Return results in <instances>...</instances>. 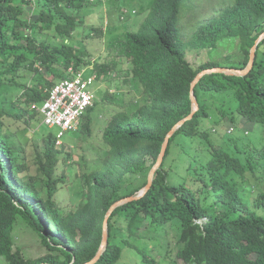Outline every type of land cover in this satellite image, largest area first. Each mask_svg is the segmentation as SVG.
Wrapping results in <instances>:
<instances>
[{
  "label": "trees",
  "instance_id": "1",
  "mask_svg": "<svg viewBox=\"0 0 264 264\" xmlns=\"http://www.w3.org/2000/svg\"><path fill=\"white\" fill-rule=\"evenodd\" d=\"M187 1L154 0L139 31H126L117 44L116 56L124 59L148 100L134 112L123 110L110 120L103 133L108 154L85 177L87 199L65 214L55 205L58 181L54 175L59 162L69 155L61 157L56 137L44 138L45 151L37 161L48 193L42 197L35 179H25L26 166L7 132L6 118L13 111L18 117L35 118L30 106L48 98L46 90L55 80L65 79L69 67L91 66L84 48L76 49L72 40L76 33L77 38L99 31L88 26L87 17L75 14L94 6V1L0 0V258L5 262L92 261L100 250L110 208L146 187L168 133L193 112L190 92L197 75L206 69L248 66L251 50L264 34V0H235L188 43L191 49H211L214 54L221 41L239 39L241 61L231 65L212 60L198 67L187 60L186 43L180 36ZM95 69L99 79L112 72L106 65L96 64ZM195 96L199 110L170 139L151 189L112 213L108 245L95 264H119L131 251L139 255L140 264H159L153 254L158 245L150 241L149 231L166 229L173 220L181 226L176 258L183 264H264V193L258 191L249 200L247 189L251 179L264 180V39L246 76L207 74L196 85ZM88 116L87 112L84 118ZM227 119L236 128L244 121L252 128L238 129V134L216 142L212 126L220 134ZM175 174L177 181L170 182ZM128 175L138 178L125 187ZM18 219L60 255L33 260L15 250Z\"/></svg>",
  "mask_w": 264,
  "mask_h": 264
},
{
  "label": "rangeland",
  "instance_id": "2",
  "mask_svg": "<svg viewBox=\"0 0 264 264\" xmlns=\"http://www.w3.org/2000/svg\"><path fill=\"white\" fill-rule=\"evenodd\" d=\"M92 1H94V6L75 14L87 17L88 26H95L99 31L96 33L85 32L77 36L78 39L76 33L72 42L76 49L84 48L83 52H86V55L92 60L91 66L86 67L87 73L98 74L95 69L96 64L110 66L112 72L97 79V83L92 89L96 96V105L88 111V120L83 117L78 131L65 133L61 143L57 146V150L61 151V157L69 155L67 160L62 159L59 162L54 175L58 181L54 197L55 205L65 214L76 211L79 205L87 199L85 177L99 168L108 154L109 145L104 144L103 133L110 120L123 110L128 113L134 112L139 105H143L148 100L142 85L128 72L129 68L124 64V59L116 56L115 48L126 31H139L154 0ZM234 2L235 0L187 1L182 9L179 28L180 36L186 43L187 60L194 66L198 67L212 60L231 65L241 61L242 57L238 50L239 39H236L237 41L228 39L221 41L217 45V49L212 51L215 52L214 54L210 52L211 49H191L188 46L191 37L207 21L218 16L222 10ZM134 11L135 13L132 14ZM122 12L124 14L121 17ZM102 32L104 35L101 36ZM114 63L120 65L117 67L113 65ZM22 75L31 78L30 73L22 72ZM48 80H52V77H49ZM216 115H218L217 111ZM213 117H215V113H213ZM226 121L227 123L222 127L220 134L215 131L216 126H212L211 133L216 142L221 143L228 136L238 134V129L250 130L252 128L248 121H244L238 128L234 127L228 119ZM6 127L7 132L14 139V144L20 149L21 159L26 166L25 179L28 181L35 179L36 190L42 197L47 198L45 178L39 173L37 161L38 156L43 155L45 151L44 138L47 135L56 137L60 131L59 128L44 125L39 117L32 118L30 114L18 117L14 111L6 118ZM244 132L248 134L247 131ZM221 134L225 136L222 138ZM246 176L248 177L249 174ZM177 177V174L171 176L170 182H176ZM137 178V175L126 176L125 187L132 186ZM247 189H249V200L251 198L254 200L258 191L264 193V180L257 183V178L251 179ZM165 227L166 229L163 228L159 231H155V229L149 231L152 236L150 241L158 245L157 251H154L153 254L159 264H183L180 259L176 258L178 246H181L178 245L180 223L173 220ZM13 238L14 249L21 250L28 259L36 260L49 254L60 255L57 252H52L43 243L42 238L22 219H18L15 224ZM136 242L147 246L139 241H134V244ZM3 259L0 258V264H8ZM139 259L136 252H126L119 264H140Z\"/></svg>",
  "mask_w": 264,
  "mask_h": 264
},
{
  "label": "built area",
  "instance_id": "3",
  "mask_svg": "<svg viewBox=\"0 0 264 264\" xmlns=\"http://www.w3.org/2000/svg\"><path fill=\"white\" fill-rule=\"evenodd\" d=\"M68 74L70 77L57 84L41 106H33L40 111L46 125L59 128V138L67 132L77 131L82 117L95 102L92 89L97 76L85 71L76 72L73 68Z\"/></svg>",
  "mask_w": 264,
  "mask_h": 264
},
{
  "label": "water",
  "instance_id": "4",
  "mask_svg": "<svg viewBox=\"0 0 264 264\" xmlns=\"http://www.w3.org/2000/svg\"><path fill=\"white\" fill-rule=\"evenodd\" d=\"M263 39H264V34L259 38V40L256 42L255 46L252 48L251 54H250V60H249L248 66L245 69L240 70V69H232V68H212V69L203 70L201 73H199L197 75L195 80L192 82L191 92H190V96H191V100H192V104H193V112L188 117H186L185 119L180 121L177 125H175L174 128L168 133V135H167V137H166V139H165V141L163 143V146H162L160 155H159V157L157 159V162L155 163V165L153 166V168L150 171V174L148 176V184L146 185V187H144L139 192L138 195L122 199V200L118 201L117 203H115L110 208V210H109V212H108V214H107V216L105 218V221H104L103 238H102V244H101L100 250H99L98 254L96 255V257L92 261H90V262H88L86 264H95V263H97L98 260L101 258L103 252L105 251V249H106V247L108 245V241H109L108 221H109L112 213L118 207L122 206L123 204H125L127 202H130V201H133V200H138V199L142 198L151 189L155 174L161 168V166L163 164V161H164V158L166 156V152H167V148H168L170 139L174 136L176 131L181 126H183L186 123V121L191 120L193 118L194 114L199 110V103H198V100H197V98L195 96V87L199 83V81L205 75L211 74V73H226V74H229V75L246 76L252 70V68L254 67V63H255V59H256L257 46Z\"/></svg>",
  "mask_w": 264,
  "mask_h": 264
},
{
  "label": "clouds",
  "instance_id": "5",
  "mask_svg": "<svg viewBox=\"0 0 264 264\" xmlns=\"http://www.w3.org/2000/svg\"><path fill=\"white\" fill-rule=\"evenodd\" d=\"M135 12V11H134ZM123 12H122V14H121V17L123 16ZM70 68H73L76 72H78V71H85L86 73H87V71H88V69L87 68H82L81 70H78V69H76L74 66H71V67H69L67 70H66V76H67V78H69L70 77V75L68 74V71H69V69ZM87 74H91V75H93V74H95L96 76H97V79H98V74H96V73H93V72H90V73H87ZM67 78H65V79H61V80H55V85L51 88V89H47L46 90V92L48 93V95L50 94V92L54 89V87H56V85L57 84H59L60 82H62V81H64V80H66ZM48 79H49V77H48ZM53 80V79H52ZM52 80H50V81H52ZM96 83H97V80H96V82H95V84H94V86H93V88L95 87V85H96ZM93 93H94V91H93ZM95 94V93H94ZM49 97V96H48ZM47 99V98H46ZM45 99V100H46ZM44 100V101H45ZM44 101L43 102H41V103H33L31 106H30V109H31V111L35 114V116L36 117H39L40 119H41V121H42V123L44 124V125H46L45 123H44V121H43V117H42V114L40 113V111H38L37 109H34L33 108V106L34 105H36L37 107H39V106H41L43 103H44ZM96 103V96H95V102H94V105L92 106V107H90L88 110H87V112L91 109V108H94L95 107V104ZM86 112V113H87ZM86 115V114H85ZM84 117V116H83ZM83 117H82V119H83ZM82 119H81V121H82ZM81 125V124H80ZM49 126V125H48ZM49 127H51V126H49ZM51 128H53V127H51ZM78 131V130H77ZM77 131H74V132H77ZM60 132V131H59ZM59 134V133H58ZM58 134L56 135V139H57V142H56V147L59 145V143H61L60 141L62 140V138L65 136H62V137H58ZM59 142V143H58Z\"/></svg>",
  "mask_w": 264,
  "mask_h": 264
}]
</instances>
